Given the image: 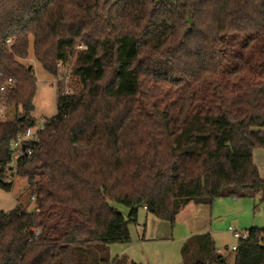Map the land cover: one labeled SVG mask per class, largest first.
<instances>
[{"label": "trees", "instance_id": "16d2710c", "mask_svg": "<svg viewBox=\"0 0 264 264\" xmlns=\"http://www.w3.org/2000/svg\"><path fill=\"white\" fill-rule=\"evenodd\" d=\"M32 41L58 112L13 172L36 122ZM0 101L17 110L0 117V185L25 177L39 208L0 210V264H129L106 247L131 240L140 207L174 223L191 201L264 200V0H0ZM247 231L226 252L192 235L182 264H264V227Z\"/></svg>", "mask_w": 264, "mask_h": 264}, {"label": "rangeland", "instance_id": "374dc122", "mask_svg": "<svg viewBox=\"0 0 264 264\" xmlns=\"http://www.w3.org/2000/svg\"><path fill=\"white\" fill-rule=\"evenodd\" d=\"M26 64L33 65L37 77V87L34 96V116L36 124L41 117L50 118L58 112L57 78L46 71L34 54L33 41ZM60 76L62 91L70 92L80 87L78 79L70 77L69 64H61ZM16 107L9 105L6 117L16 115ZM5 118V117H3ZM13 179V188L8 191L0 185V210H10L19 202L27 203L32 210L35 206L31 200L33 189L27 184L25 177L14 175L4 181ZM122 211H127L123 203H115ZM138 223H130L131 240L108 244L106 253L109 258L124 257L129 264H182V248L190 241L192 235L200 232H211L216 245L222 252L232 251V245L239 242L230 232L229 226L238 229L244 227H264V200L261 192L244 197H221L213 204L188 203L178 213L174 223L159 219L155 214L140 207L137 215ZM244 229V230H247Z\"/></svg>", "mask_w": 264, "mask_h": 264}, {"label": "built area", "instance_id": "2783aa9c", "mask_svg": "<svg viewBox=\"0 0 264 264\" xmlns=\"http://www.w3.org/2000/svg\"><path fill=\"white\" fill-rule=\"evenodd\" d=\"M61 63H59V66ZM13 79L10 78L7 82V84H4L1 86V90L3 91V94L6 93L7 85L13 84ZM8 107L9 104H7L4 101H0V117H6L8 114ZM48 118L41 117L38 121V123L29 126L24 132L19 133L15 139L12 142V147L14 149L13 157L8 162L7 167L15 172L17 167V161L18 159L24 155V154H31L33 151V145L40 139V133L46 128ZM24 145L26 147L24 148ZM34 196H32V199L34 200ZM146 207V206H145ZM147 208V207H146ZM34 210H38L39 208L37 206H34ZM230 232L234 235V237L240 239H245L248 237V231L244 229H238L234 225L229 226ZM237 248V243L232 245V250H235Z\"/></svg>", "mask_w": 264, "mask_h": 264}, {"label": "crops", "instance_id": "0c3cea01", "mask_svg": "<svg viewBox=\"0 0 264 264\" xmlns=\"http://www.w3.org/2000/svg\"><path fill=\"white\" fill-rule=\"evenodd\" d=\"M253 159L259 168L261 176L264 178V148H256L253 152ZM144 209L147 210V208L145 206H144ZM244 229H247V228L244 227Z\"/></svg>", "mask_w": 264, "mask_h": 264}, {"label": "water", "instance_id": "95a60500", "mask_svg": "<svg viewBox=\"0 0 264 264\" xmlns=\"http://www.w3.org/2000/svg\"><path fill=\"white\" fill-rule=\"evenodd\" d=\"M26 147V145H24V148Z\"/></svg>", "mask_w": 264, "mask_h": 264}]
</instances>
